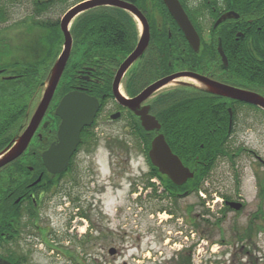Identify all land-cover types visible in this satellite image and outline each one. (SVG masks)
I'll use <instances>...</instances> for the list:
<instances>
[{
  "label": "flooded vegetation",
  "instance_id": "1",
  "mask_svg": "<svg viewBox=\"0 0 264 264\" xmlns=\"http://www.w3.org/2000/svg\"><path fill=\"white\" fill-rule=\"evenodd\" d=\"M82 1L84 0H76L69 8ZM177 1L191 28L187 24L182 27L178 23L164 0H116L113 4L84 10L71 20L69 31L72 46L64 72L68 66L71 69L65 75V80L64 72L62 73L55 93L61 82L67 89L60 94L54 107L49 104L23 153L0 166L1 264H36L33 261L36 252L47 258L51 254L61 253L66 258H72L71 251L65 253L60 248V241L56 237L59 230L45 221V207L49 202L56 207L55 198L60 192L62 178L67 173H51L43 160V153L52 143H57L61 119L55 114V107L61 96L70 90L86 92L98 100L93 121L80 130V141L69 158V168L72 170L70 183L75 184L79 178L80 159L89 156L91 148L95 147L93 140L100 128L98 119L101 114L104 115L106 124L126 119L125 127L130 132L136 130L137 125L142 127L140 117L128 106L120 104L112 93V82L120 65L140 42L144 44V49L124 69L119 79L118 91L125 98L131 99L149 85L172 77L170 83L158 87L137 107H148V113L160 123L159 130L146 131L142 127L151 135V139L162 133L161 116L162 119L165 118L163 109L171 98L192 105L200 103L203 106L206 100L207 103H212L211 110L209 107L207 109L216 113L217 122L221 112L227 114L226 127L229 133L235 125L237 114L264 115V108L261 106L211 93L205 90L202 83L203 80L217 82L264 98V0ZM59 20L58 30L63 39ZM75 48L82 49L78 61L72 59ZM40 93L37 91L33 94L16 131L0 140V152L12 145L14 138L24 130ZM107 104L110 109L105 111ZM114 114L116 117L112 118ZM216 121L215 125L219 129L221 126ZM222 121L225 123L224 118ZM140 141L141 138L133 137L134 143L139 144ZM146 156L144 158L148 167L144 172V186L132 188L130 195L134 196L135 204H138L137 200L143 207L149 204L144 211L157 210L160 213L163 208L161 212L168 211L170 218H177L176 215L181 213L180 224L185 228L178 232L185 233V229L190 228V231L199 236L198 240L204 237L206 229L208 232L221 233L219 226L225 217L221 211L235 213L244 210V202L240 201L241 206L236 209L229 203L233 200L225 197L220 206L207 205L208 200L198 197L203 189V176L188 182L183 188L165 189L160 181L165 175L151 170L148 154ZM93 184L95 188L97 183ZM95 189L98 192L90 191V194L96 199L102 193L99 188ZM74 195L66 230L69 234L63 236L73 238L75 233H79L77 239L80 244L91 248L95 241L100 244L98 248L106 254H110L111 248L114 253L110 255H118L121 247L104 244L109 234L108 219L106 216L99 217L96 208L102 197L99 196L97 201L89 198L83 208L78 202L80 198L77 199L76 193ZM182 199L189 201L184 206H179L178 201ZM156 201L163 202L158 209ZM213 201L217 203L218 198ZM151 214L149 212L147 215ZM210 221H213L212 225H209ZM236 228L239 227L228 228L234 239L251 238L252 228L248 224H244L242 228H246L247 234L250 233L249 237L236 235ZM166 239V236L163 237V240ZM191 247L197 250L195 244H191L188 249L191 250ZM185 256V264H190V255ZM38 264H46L43 257L38 260Z\"/></svg>",
  "mask_w": 264,
  "mask_h": 264
},
{
  "label": "rangeland",
  "instance_id": "2",
  "mask_svg": "<svg viewBox=\"0 0 264 264\" xmlns=\"http://www.w3.org/2000/svg\"><path fill=\"white\" fill-rule=\"evenodd\" d=\"M74 2L76 0L58 2L35 16L31 0H1L3 18L0 17V69L4 67L7 69L6 74H10L12 65L39 59L44 49L43 31L32 24L37 20H59ZM62 45L61 37L56 44L57 54L52 64L60 54ZM81 53V48H75L73 61H78ZM6 74H0V82ZM108 104L105 111L110 109ZM98 121L101 124L93 140L95 147L91 148L89 156L80 159L77 182L70 183L72 170H68L55 198L56 207L52 202L45 207V221L59 230L56 237L60 241V248L65 253L71 251L72 258L64 257L63 253L51 254L47 258L36 252L33 256L36 264L41 257L46 264H179L182 255H190V264H264V115L237 114L226 144L229 155L214 161L203 181L204 196L198 195L208 200L207 205L211 207L213 204L220 206L223 197L242 201L244 210L235 213L221 211L225 215L219 226L221 233L217 232V228V233L212 232V227L211 232L206 229L204 237L199 240V236L190 228H186L185 233L178 232L185 228L180 224L181 213L176 215L178 219L175 216L170 218L168 211L161 212L163 208L158 213L157 210L144 211L149 204L143 207L138 200V204H135L130 192L136 186H144V172L148 167L144 158L146 153L142 146L133 142V135L125 127L126 119L106 124L101 114ZM93 182L97 183L95 188H99L102 193L96 199L90 194V191L98 192L93 188ZM260 183L263 191H260ZM156 185L159 186L157 182ZM75 193L83 208L89 198L97 201L99 196L102 197L96 208L99 217L106 216L108 219L109 234L104 244L121 247L118 255L106 254L95 241L91 248L80 244L77 239L79 233H75L73 238L63 236L69 234L66 232L68 216L72 212V197ZM217 197L215 203L213 200ZM188 201L182 199L178 204L184 206ZM162 203L156 201V208ZM149 212L152 214L147 215ZM210 214L212 216V212ZM211 222L209 225H212ZM244 224L252 228L251 238L234 239L228 232L231 226L239 227L236 228V235L244 238L250 236L246 228H242ZM165 236L167 239L163 240ZM191 244H195L196 251L193 247L188 249ZM215 247L220 249L214 251Z\"/></svg>",
  "mask_w": 264,
  "mask_h": 264
},
{
  "label": "water",
  "instance_id": "3",
  "mask_svg": "<svg viewBox=\"0 0 264 264\" xmlns=\"http://www.w3.org/2000/svg\"><path fill=\"white\" fill-rule=\"evenodd\" d=\"M115 1L116 0H85L68 9L62 16L59 22L60 30L63 34L62 50L47 74L41 98L25 129L21 134L14 138L13 145H9L0 152V166L14 160L23 153L48 108L70 55L72 38L69 31V24L71 20L84 10L103 4H113ZM164 1L178 23L182 27H185L186 24L190 27L179 2L177 0ZM143 49L144 44L140 42L135 50L122 62L112 82V93L120 104L128 106L140 117L141 125L146 131L159 130L160 124L155 117L148 113V107H141V109H138L137 107L139 103L146 99L158 87L170 83L172 77L162 79L149 85L136 97L131 99L125 98L118 91L121 74L124 69L141 54ZM6 78L9 79L11 77ZM202 83L205 90L211 93L241 99L264 108V98L260 95L234 89L217 82L203 80ZM98 105V100L96 98L89 96L87 93L80 90L68 91L61 97L55 108V114L61 119L57 131V143H52L43 153L44 164L48 171L55 174L65 170L68 166L70 156L80 141V130L84 126H88L92 123ZM115 117L116 114L112 115V118ZM148 157L152 165L176 185H182L187 179L193 177V172H191L188 167L184 166L179 157L171 151L161 133L156 134L152 138ZM229 203L236 209H239L241 206L238 202ZM109 253H114V250L110 248ZM5 264L10 263L5 262Z\"/></svg>",
  "mask_w": 264,
  "mask_h": 264
},
{
  "label": "trees",
  "instance_id": "4",
  "mask_svg": "<svg viewBox=\"0 0 264 264\" xmlns=\"http://www.w3.org/2000/svg\"><path fill=\"white\" fill-rule=\"evenodd\" d=\"M31 1L33 4V14L38 16L50 9L54 4L64 2L65 0H58V2L57 0ZM2 13L3 8L0 7L1 19L3 18ZM32 25L43 31V54H41L39 59L33 60L32 62L24 61L23 64L12 65L9 70L10 74H6L7 69L1 67L2 71L0 74L13 75L14 77L8 80L2 78L1 80L3 81L0 82V140L8 138L20 125L30 99L43 86L52 61L57 54L56 44L60 42L61 38L58 30V20L54 22L46 19L37 20ZM109 52H112V50H109ZM68 73L69 66L64 72L63 79ZM5 81L6 83H4ZM60 86L54 95L52 107L55 105L60 94L67 89V86L62 84V82ZM206 101L201 106L200 103L192 105L189 102L182 103V100L171 98L166 108L163 109L165 112L163 116L165 118L162 119L161 116L162 134H164L165 140L172 152L178 155L183 164L190 166L194 171V177L188 179L180 186L172 183L166 177L160 178L161 185L165 189L183 188L188 185V182L197 180L199 176L205 178L217 158L227 154L229 155L226 145L229 138L226 127L228 116L226 113L221 112L219 114V121L217 122L215 120L216 113L210 111V105L212 103L209 104ZM208 107L210 110H208ZM223 118L225 123L222 121ZM215 121L220 124L221 127L219 129L216 127ZM131 134L136 138H141L139 145L143 147L142 149L147 155L151 135L140 125H137L136 130L132 131ZM150 166L151 170L158 173L156 168L151 164ZM68 170L70 168L67 169V172ZM259 186L260 191H263L261 183ZM172 194L174 195V191ZM186 258L185 255H182L179 264H185Z\"/></svg>",
  "mask_w": 264,
  "mask_h": 264
},
{
  "label": "bare ground",
  "instance_id": "5",
  "mask_svg": "<svg viewBox=\"0 0 264 264\" xmlns=\"http://www.w3.org/2000/svg\"><path fill=\"white\" fill-rule=\"evenodd\" d=\"M219 249H220V247H215L214 251L219 250Z\"/></svg>",
  "mask_w": 264,
  "mask_h": 264
}]
</instances>
